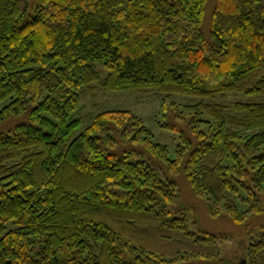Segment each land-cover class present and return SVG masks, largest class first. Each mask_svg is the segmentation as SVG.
Segmentation results:
<instances>
[{
    "label": "trees",
    "instance_id": "1",
    "mask_svg": "<svg viewBox=\"0 0 264 264\" xmlns=\"http://www.w3.org/2000/svg\"><path fill=\"white\" fill-rule=\"evenodd\" d=\"M95 82L194 99L161 105L175 157L131 110L85 124ZM177 177L264 264V0H0V264H233Z\"/></svg>",
    "mask_w": 264,
    "mask_h": 264
},
{
    "label": "rangeland",
    "instance_id": "2",
    "mask_svg": "<svg viewBox=\"0 0 264 264\" xmlns=\"http://www.w3.org/2000/svg\"><path fill=\"white\" fill-rule=\"evenodd\" d=\"M210 7H208L209 9ZM95 67L99 71L100 78L104 77L106 70L98 62ZM80 111L83 121L87 124L90 119L99 111L104 109L120 108L128 109L138 115L144 121L145 126L151 132L153 140L165 145L169 151V157H175V149L178 142L177 132L167 130L159 125V121L165 120L160 112L163 102L175 101L177 103L192 102L191 97L181 94H166L157 90L147 92H137L134 90H103L98 83H92L90 90L80 92ZM241 94L224 95L216 100L230 103L242 99ZM161 117V118H160ZM84 124V125H85ZM177 183L180 190V199L183 206L187 207L188 226L191 230L199 232L204 230L207 232H226L232 235V240L227 242L221 251V255L225 259L232 260L233 264L242 256L243 245L240 239L247 237L244 235V226L237 225L231 221L224 212L221 211L218 216H210L207 211L206 203L198 200L192 193L190 187L184 178L177 177ZM240 209H244L243 204L239 205ZM264 228H256L255 237L259 232H263ZM202 232V231H201Z\"/></svg>",
    "mask_w": 264,
    "mask_h": 264
},
{
    "label": "water",
    "instance_id": "3",
    "mask_svg": "<svg viewBox=\"0 0 264 264\" xmlns=\"http://www.w3.org/2000/svg\"><path fill=\"white\" fill-rule=\"evenodd\" d=\"M236 264H246L245 259H240Z\"/></svg>",
    "mask_w": 264,
    "mask_h": 264
}]
</instances>
